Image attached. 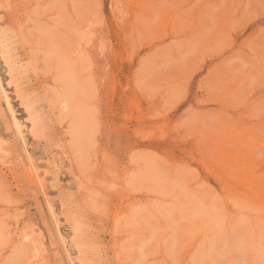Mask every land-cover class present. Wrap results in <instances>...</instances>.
Returning a JSON list of instances; mask_svg holds the SVG:
<instances>
[{
	"label": "rangeland",
	"instance_id": "374dc122",
	"mask_svg": "<svg viewBox=\"0 0 264 264\" xmlns=\"http://www.w3.org/2000/svg\"><path fill=\"white\" fill-rule=\"evenodd\" d=\"M0 264H264V0H0Z\"/></svg>",
	"mask_w": 264,
	"mask_h": 264
},
{
	"label": "bare ground",
	"instance_id": "6f19581e",
	"mask_svg": "<svg viewBox=\"0 0 264 264\" xmlns=\"http://www.w3.org/2000/svg\"><path fill=\"white\" fill-rule=\"evenodd\" d=\"M72 106V105H71ZM73 108V107H72ZM73 110V109H72ZM61 116V115H60Z\"/></svg>",
	"mask_w": 264,
	"mask_h": 264
}]
</instances>
